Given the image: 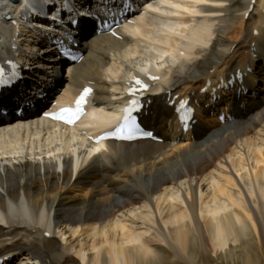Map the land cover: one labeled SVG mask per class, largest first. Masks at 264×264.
<instances>
[{
  "label": "bare ground",
  "instance_id": "obj_1",
  "mask_svg": "<svg viewBox=\"0 0 264 264\" xmlns=\"http://www.w3.org/2000/svg\"><path fill=\"white\" fill-rule=\"evenodd\" d=\"M36 1L55 3L0 0V60L31 61L33 76L49 80L60 74L59 63L41 56L45 43L20 17H32ZM203 3L209 6L198 7ZM122 35L91 39L86 58L62 77L65 100L94 87L97 120L69 128L38 120L0 124L2 264L23 256L35 264H204L209 252L245 259L254 235L264 237V0H156ZM143 64L161 81L142 119L163 141L93 148L88 138L112 120ZM237 73L243 93L219 90L234 103L213 107L211 88L202 89ZM22 94L2 97L0 107ZM176 97L196 106L198 121L188 131L176 121ZM223 113L234 120L221 124ZM61 228L86 237L59 242Z\"/></svg>",
  "mask_w": 264,
  "mask_h": 264
},
{
  "label": "snow or ice",
  "instance_id": "obj_2",
  "mask_svg": "<svg viewBox=\"0 0 264 264\" xmlns=\"http://www.w3.org/2000/svg\"><path fill=\"white\" fill-rule=\"evenodd\" d=\"M28 6L27 4L25 5ZM12 67L15 69L17 65L13 64ZM16 77V73L13 72L11 75H8L5 78V71L2 66H0V84L9 83L14 80ZM152 80L158 79L155 76L150 77ZM148 85L143 83L140 79H136L134 84L130 87V95L135 96L137 91H146ZM91 89H86L84 94L79 97L76 102L75 108H64L61 109V112L58 116H52L53 119L63 120L65 123L73 124L76 120L80 118L83 114V106L86 103V97L91 94ZM140 108L139 102L136 99H131L129 102V106L124 108V118L121 125L115 131V137L119 139H133L136 136H151V132H145L138 123L137 116L133 115V113L138 112ZM104 139L109 137L105 136Z\"/></svg>",
  "mask_w": 264,
  "mask_h": 264
},
{
  "label": "rangeland",
  "instance_id": "obj_3",
  "mask_svg": "<svg viewBox=\"0 0 264 264\" xmlns=\"http://www.w3.org/2000/svg\"><path fill=\"white\" fill-rule=\"evenodd\" d=\"M261 135H264L263 133H261ZM243 153H245V155H246V153H247V150H245V151H243ZM238 156V157H237ZM236 157L237 158H239L240 157V155H237ZM243 159H246L245 157H242ZM246 162V161H245ZM249 163H252L251 161L249 162ZM249 165H251L250 166V168L252 167V164H249ZM255 164L253 163V166H254ZM261 167L263 166V164L262 165H260ZM264 167V166H263ZM224 170H226V169H224ZM230 170H231V172H233V174L235 173L234 172V170L231 168V166L229 165V172H230ZM241 173H244V172H241ZM251 173H252V171H251ZM236 175H238L237 173H235ZM253 174V173H252ZM237 179H239V176H237ZM180 184V183H179ZM206 185L207 184H203L202 183V190H204V191H206L207 190V188H208V186L206 187ZM179 186H181V185H179ZM206 187V188H205ZM182 189H184V186H182ZM176 191V190H175ZM208 192H209V190H207ZM137 207H139V206H137ZM229 207H231L230 205H229ZM231 209H233L232 207L231 208H229V210H231ZM142 210V209H141ZM141 210L139 209L138 211L139 212H141ZM138 212V213H139ZM150 215V214H149ZM152 215V214H151ZM150 215V216H151ZM152 217V216H151ZM150 217V218H151ZM141 220H139V223H141L140 222ZM137 226L138 227H142L140 224H137ZM71 229V228H70ZM70 229L68 230V228H61V230L65 233L66 232V235H64V236H57L56 238H57V240H59V242H62V238L64 237V238H66L67 236L69 237H67L66 239H68L70 242L69 243H72V242H74L75 240H76V238H78V235H76V236H71L70 235ZM61 230H58V232H60ZM259 233V232H258ZM257 233V235L255 234L254 235V238H253V241L250 243V246L249 245H247L248 247H247V250H248V252H249V257H247V258H245V259H240V260H232V259H226V258H222V257H217L216 255H213V253H211V252H209V253H207V254H203L202 255V260H203V262H204V264H264V239H262V238H264L263 236H262V234L261 233H259L258 234ZM62 234V233H61ZM81 236H83L82 235V233H81ZM256 236V237H255ZM262 236V237H261ZM85 237H86V235H85ZM84 236L83 237H80V238H78V240H80V239H83V238H85ZM74 238V239H73ZM238 250H241V249H238ZM25 257V258H24ZM20 259H25V260H22V261H19V262H17L18 264H35L34 263V261H30V260H27V256H23L22 258H20ZM205 259V260H204ZM207 263H206V262ZM13 262H15V261H13ZM31 262V263H30ZM79 263H82L81 262V260H79ZM14 264V263H13ZM167 264H186V262H184V261H181V260H179V261H174L173 263H169V261H167Z\"/></svg>",
  "mask_w": 264,
  "mask_h": 264
}]
</instances>
